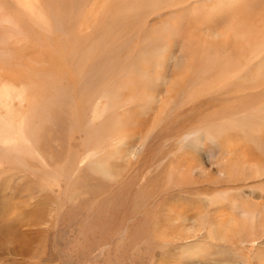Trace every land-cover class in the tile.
Wrapping results in <instances>:
<instances>
[{
	"label": "rangeland",
	"instance_id": "374dc122",
	"mask_svg": "<svg viewBox=\"0 0 264 264\" xmlns=\"http://www.w3.org/2000/svg\"><path fill=\"white\" fill-rule=\"evenodd\" d=\"M51 4L0 63L37 150L0 165V264H264V61L231 70L264 0Z\"/></svg>",
	"mask_w": 264,
	"mask_h": 264
},
{
	"label": "bare ground",
	"instance_id": "6f19581e",
	"mask_svg": "<svg viewBox=\"0 0 264 264\" xmlns=\"http://www.w3.org/2000/svg\"><path fill=\"white\" fill-rule=\"evenodd\" d=\"M2 6L6 9L5 12H0V63L1 68L4 69L6 62L9 60L10 63L12 60V52L9 48L11 43L20 42L18 47L23 49L38 46L39 42L43 44V41L37 37V32H49L52 29L54 17L51 13L54 10H52L51 0H4V2L0 1V9ZM82 24L80 19V26ZM217 36V34L213 35L214 38ZM219 44L214 42L213 48H216L214 52L220 51ZM36 50L40 57L45 53L42 48ZM242 52L245 55H240V57L245 59L234 60L231 70L235 78L245 77L247 79L252 70L251 60L257 62L256 72H260V63L264 61V43L257 44L250 41L248 49L243 47ZM205 53L209 55L208 49ZM49 59L52 57L49 56ZM25 82L26 77L17 73L12 84L9 82L0 84L1 166L5 161L11 162L12 165L22 164L19 157L22 151L37 154L34 148V137L25 114L26 106H29L35 98L26 91ZM246 216L250 218V215Z\"/></svg>",
	"mask_w": 264,
	"mask_h": 264
}]
</instances>
